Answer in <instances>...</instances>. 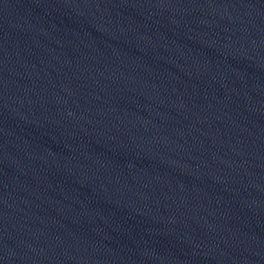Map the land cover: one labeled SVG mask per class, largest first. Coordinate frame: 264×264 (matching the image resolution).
I'll return each instance as SVG.
<instances>
[{
    "label": "water",
    "instance_id": "water-1",
    "mask_svg": "<svg viewBox=\"0 0 264 264\" xmlns=\"http://www.w3.org/2000/svg\"><path fill=\"white\" fill-rule=\"evenodd\" d=\"M0 264H264V0H0Z\"/></svg>",
    "mask_w": 264,
    "mask_h": 264
}]
</instances>
